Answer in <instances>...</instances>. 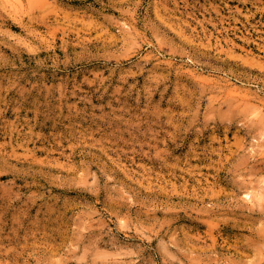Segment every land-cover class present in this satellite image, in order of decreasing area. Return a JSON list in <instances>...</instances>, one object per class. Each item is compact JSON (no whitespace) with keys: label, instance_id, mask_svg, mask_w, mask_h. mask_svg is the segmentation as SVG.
<instances>
[{"label":"rangeland","instance_id":"obj_1","mask_svg":"<svg viewBox=\"0 0 264 264\" xmlns=\"http://www.w3.org/2000/svg\"><path fill=\"white\" fill-rule=\"evenodd\" d=\"M0 264H264V0H0Z\"/></svg>","mask_w":264,"mask_h":264}]
</instances>
